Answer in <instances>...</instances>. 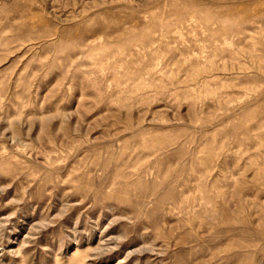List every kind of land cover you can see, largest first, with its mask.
Wrapping results in <instances>:
<instances>
[{"label":"rangeland","instance_id":"374dc122","mask_svg":"<svg viewBox=\"0 0 264 264\" xmlns=\"http://www.w3.org/2000/svg\"><path fill=\"white\" fill-rule=\"evenodd\" d=\"M0 264H264V0H0Z\"/></svg>","mask_w":264,"mask_h":264}]
</instances>
